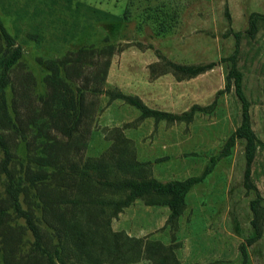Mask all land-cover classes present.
<instances>
[{"label":"rangeland","instance_id":"obj_1","mask_svg":"<svg viewBox=\"0 0 264 264\" xmlns=\"http://www.w3.org/2000/svg\"><path fill=\"white\" fill-rule=\"evenodd\" d=\"M251 11L264 14V0H0L3 24L21 47L20 57L9 70L6 97L9 105L15 97L24 124L39 109V96L48 90L44 61L80 46L111 45L110 55L93 53L83 65V72L89 74L96 66L91 62L100 66L108 59L101 87L136 94L146 105L170 112L181 113L192 104L199 108L190 120L156 121L140 118L136 107L119 98L108 100L106 94L96 93L82 156L108 149L109 129L114 126L123 127L135 158L149 161L151 175V164L158 158L155 174L162 181L197 174L214 155L211 171L185 196L181 229L201 236L186 243L181 255L189 254V244L202 241L205 246L200 244L195 256L205 253L206 258H215L206 264H240L239 244L244 243L246 264H264V21L257 22L251 37L246 36L243 31ZM235 30L241 32L236 62L258 140L250 180L262 206L260 236L247 244L253 234L248 203L255 191L242 184L243 140L236 139L227 155L216 156L240 119L239 101L232 85L225 86V66L218 61L232 51ZM166 60L218 62L192 77L177 78L159 68ZM31 130L26 129L24 137L9 128L0 130L15 165L26 158L25 142ZM152 214L139 216L140 221L151 220ZM166 226L171 240L167 244L174 249L180 244L172 237L177 228L172 223Z\"/></svg>","mask_w":264,"mask_h":264},{"label":"trees","instance_id":"obj_2","mask_svg":"<svg viewBox=\"0 0 264 264\" xmlns=\"http://www.w3.org/2000/svg\"><path fill=\"white\" fill-rule=\"evenodd\" d=\"M259 21H264V14L251 11L247 15L243 31L246 36L253 35ZM240 34L239 30L232 31L234 47L218 59L225 66V86L232 85L239 101L240 119L222 141L216 156L227 155L236 139L243 140L242 184L246 190L255 191L248 203L253 234L246 239L247 244L260 236L262 206L250 180V165L258 140L251 128L249 100L236 62ZM111 52V45L80 46L44 61L47 72L43 79L48 90L39 96V109L23 124L24 119L15 107V97L9 105L5 94L9 70L20 57L21 47L0 17V130L9 128L13 134L24 137L25 130L32 129L25 142L26 158L16 161V165L6 137L0 131V264H126L141 257L156 264H179L171 243L166 245L156 239L129 235L113 229L110 221L123 207L139 198L145 204L166 205V223L176 226L185 207L186 193L211 171L215 156L211 155L197 174L162 181L150 174L149 161L135 158L130 140L120 126L110 127L108 149L96 155L82 156L81 152L87 143L96 93L106 94L108 100L119 98L136 107L140 118L152 117L156 121L190 120L199 105L192 104L181 113L170 112L146 105L136 94L101 87L108 59H103L100 66L97 61L91 62L96 66L89 74L83 72V65L93 53L110 55ZM218 61L166 60L159 68L177 78L192 77ZM75 77L78 83H74ZM239 250L240 264H246L244 243L239 244Z\"/></svg>","mask_w":264,"mask_h":264},{"label":"crops","instance_id":"obj_3","mask_svg":"<svg viewBox=\"0 0 264 264\" xmlns=\"http://www.w3.org/2000/svg\"><path fill=\"white\" fill-rule=\"evenodd\" d=\"M147 158V157H146ZM155 161L151 164V172L152 175L156 176L154 167ZM189 191V190H188ZM187 196V194H186ZM186 206L183 212L178 216L176 221V231L173 234L174 241H180V244L173 249L175 256L179 260V264H195V263H206L215 258H206L205 253H198L195 256V251L199 250V246H205V242L198 241L192 244H189L187 247L191 248L188 255L182 256L181 251L182 249L186 248V243L193 240L195 237H200L201 234L199 232H194L193 230L188 232H183L180 226L181 218L183 213L185 212ZM153 213L154 216L151 220H144L140 221L141 215ZM168 214V207L163 204H145L139 198L134 199L131 203L127 206L123 207L118 214L112 218L110 224L113 229L116 230H123L129 235L137 236V237H144L147 239H156L163 244L169 243L170 237L169 235V228L166 226V217ZM209 220L210 217H207ZM187 226V223L185 224ZM203 232V231H202ZM170 240V241H169ZM194 245L196 247H194ZM185 262V263H184ZM130 264H156L152 262L150 259L146 257H141L139 260L135 262H129ZM127 264V263H126Z\"/></svg>","mask_w":264,"mask_h":264}]
</instances>
